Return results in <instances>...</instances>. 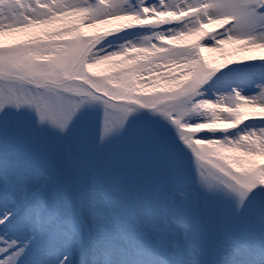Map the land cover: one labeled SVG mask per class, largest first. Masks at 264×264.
<instances>
[{"label":"snow or ice","instance_id":"obj_1","mask_svg":"<svg viewBox=\"0 0 264 264\" xmlns=\"http://www.w3.org/2000/svg\"><path fill=\"white\" fill-rule=\"evenodd\" d=\"M0 264H264V0H0Z\"/></svg>","mask_w":264,"mask_h":264}]
</instances>
